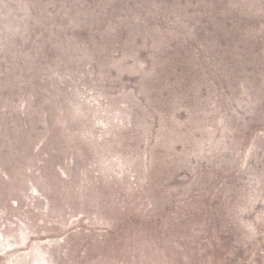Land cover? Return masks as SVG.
I'll list each match as a JSON object with an SVG mask.
<instances>
[{"label":"rangeland","instance_id":"rangeland-1","mask_svg":"<svg viewBox=\"0 0 264 264\" xmlns=\"http://www.w3.org/2000/svg\"><path fill=\"white\" fill-rule=\"evenodd\" d=\"M0 264H264V0H0Z\"/></svg>","mask_w":264,"mask_h":264}]
</instances>
